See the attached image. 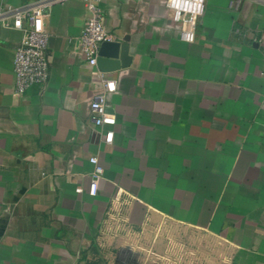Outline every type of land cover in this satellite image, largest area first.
I'll list each match as a JSON object with an SVG mask.
<instances>
[{"label":"crops","instance_id":"obj_1","mask_svg":"<svg viewBox=\"0 0 264 264\" xmlns=\"http://www.w3.org/2000/svg\"><path fill=\"white\" fill-rule=\"evenodd\" d=\"M165 1H101L131 59L110 72L78 50L81 0L55 5L48 81L22 95V33L0 28V264H264V0H205L191 43ZM100 78L116 90L97 128Z\"/></svg>","mask_w":264,"mask_h":264},{"label":"built area","instance_id":"obj_2","mask_svg":"<svg viewBox=\"0 0 264 264\" xmlns=\"http://www.w3.org/2000/svg\"><path fill=\"white\" fill-rule=\"evenodd\" d=\"M68 0H33L22 7L0 9V28L13 29L22 33L20 43L14 48L12 72L15 80V93L43 88L49 78L47 49L49 35L45 29V19L51 9ZM102 0H81L85 12L83 30L78 38V50L89 66H96L100 45L110 41V35L104 26L100 3ZM230 7L236 8L241 0H226ZM205 0H166L165 8L172 22L180 24V40L185 43L194 41L198 19L202 16ZM115 81L100 78V87L93 92L89 101L91 122L95 127H102L107 115L108 96L115 92ZM113 132L104 133V143L111 144ZM93 166L86 193L95 196L103 176V167L97 157L89 158ZM80 194L82 188H76Z\"/></svg>","mask_w":264,"mask_h":264},{"label":"water","instance_id":"obj_3","mask_svg":"<svg viewBox=\"0 0 264 264\" xmlns=\"http://www.w3.org/2000/svg\"><path fill=\"white\" fill-rule=\"evenodd\" d=\"M128 37L125 36L121 41H108L100 45L96 66L104 71L110 72L119 69V66L125 67L130 62L128 56ZM110 69V70H105Z\"/></svg>","mask_w":264,"mask_h":264},{"label":"rangeland","instance_id":"obj_4","mask_svg":"<svg viewBox=\"0 0 264 264\" xmlns=\"http://www.w3.org/2000/svg\"><path fill=\"white\" fill-rule=\"evenodd\" d=\"M143 264H148V262L147 261L146 262L144 261Z\"/></svg>","mask_w":264,"mask_h":264}]
</instances>
